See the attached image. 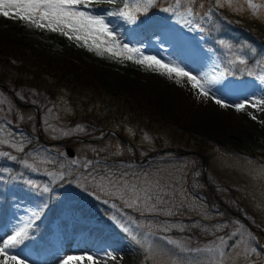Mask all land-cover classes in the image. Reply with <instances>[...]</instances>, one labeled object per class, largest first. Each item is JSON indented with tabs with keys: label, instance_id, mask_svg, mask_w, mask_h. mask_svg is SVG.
Returning a JSON list of instances; mask_svg holds the SVG:
<instances>
[{
	"label": "rangeland",
	"instance_id": "1",
	"mask_svg": "<svg viewBox=\"0 0 264 264\" xmlns=\"http://www.w3.org/2000/svg\"><path fill=\"white\" fill-rule=\"evenodd\" d=\"M159 1L137 14L136 24L106 18L121 47L140 49L143 55L177 64L198 78L232 69L239 62L229 61L237 57L251 60L248 48L221 51L211 46L205 28L220 23L222 16L228 21L245 18L264 23V10L257 17L245 0H232V7H219L217 0H195L192 5L181 0L184 6L177 11L184 13L191 6L194 23L203 29L189 31L176 22L175 15L162 11L174 6L175 0L161 1L164 7H157ZM135 2L129 0L130 7ZM121 7L119 0L114 5H93L96 14ZM238 7L243 11H236ZM260 76H264V56L253 63L249 77L228 76L210 97H203L186 77L178 83L175 75L169 78L155 68L107 53L101 58L59 33L0 17V77L23 102L40 106L48 140L96 137L111 128L133 143L140 158L168 147L201 156L166 153L139 164L131 148L110 134L98 143L74 139L76 153L71 158L64 146L36 141L35 110H24L0 87V187L8 194L5 207L9 208L5 222L0 221V242L28 225L29 238L13 253L25 264H62L67 256L88 255L98 264H219L220 248L224 264H264V111L247 107L237 112L230 106L242 121L219 126L193 116L197 108L192 109L185 101L188 97L182 100L178 92L186 88L194 100L218 106L215 98H219L235 105L264 97ZM101 123L105 128L95 132ZM203 157L215 192L259 233L213 200L203 175ZM13 163L19 164L22 177L6 175ZM110 175L137 184L145 178L153 185L158 182L163 200L158 211L141 215L106 195L97 185ZM203 191L209 195L202 196ZM52 212L57 217L51 233H31ZM120 225L128 227L140 243Z\"/></svg>",
	"mask_w": 264,
	"mask_h": 264
},
{
	"label": "snow or ice",
	"instance_id": "2",
	"mask_svg": "<svg viewBox=\"0 0 264 264\" xmlns=\"http://www.w3.org/2000/svg\"><path fill=\"white\" fill-rule=\"evenodd\" d=\"M117 2L118 0H0V17L19 20L37 30L59 33L69 41L76 42L77 46L85 47L88 51H94L101 58H103L104 53H107L112 58L130 60L141 66H147L149 69L155 68L161 75H167L169 78L175 75L178 83L182 78L186 77L192 88H198L200 96L203 97H210L212 89L217 85H222L227 77L232 75L231 69H224L217 75L208 76L206 74L204 77L198 78L177 64L163 63L155 56H145L140 49L131 48L126 44L121 47L120 43L116 41L115 35L109 29L106 18L117 17L128 24H136L138 20L137 14L146 12L149 7L154 5L155 0H143V3L140 0H136L131 7L129 0H119L122 4L121 8L102 10L104 14H96L93 8V5L103 3L114 5ZM245 2L254 16L258 17L261 10H264V3H256L254 0H245ZM194 3L195 0H187L188 5ZM225 4L232 7V0H217L219 7H224ZM183 6L181 0H175L174 6L164 8L162 11L175 15L177 17L176 22L189 31L194 29L202 31L203 29L194 23L196 14L191 6L186 7L184 13L177 11ZM235 10L243 11L239 7ZM237 61L240 64L245 63L243 59L237 57L235 60H230L229 64L234 65ZM217 67L219 66L217 65ZM258 79L261 84H264V76H260ZM215 103L224 108L234 107L237 112H243L247 107L254 108L257 111H264V97L249 98L235 105H229L224 103L222 99L215 98ZM251 118L253 120L256 119L254 115H251ZM13 159L15 158L13 157ZM72 163L76 164L78 162L74 160ZM26 166L32 167L27 164ZM85 166L87 167V165ZM97 186L106 195L120 199L124 207L138 211L141 215L145 212L156 213L158 205L163 203L159 194L158 182L153 185L146 178L142 184H137L129 182L123 176L113 179L110 175L101 178ZM44 191L47 192L49 189L44 188ZM166 214L171 215L172 213L168 211ZM33 215L38 216V213H33ZM120 226L136 243H140L128 227ZM27 229L28 225L21 227L14 234L0 242V264H25V261L19 255L13 253L29 238ZM168 243L177 247L180 246L176 241L169 240ZM221 243L223 244V239ZM217 250L221 257L219 264H224V252L222 248ZM207 251L211 252L213 250L208 249ZM109 257L115 259L110 254ZM85 260L88 261V264H98V261H94L91 255L87 257L67 256L62 261V264H83Z\"/></svg>",
	"mask_w": 264,
	"mask_h": 264
},
{
	"label": "trees",
	"instance_id": "3",
	"mask_svg": "<svg viewBox=\"0 0 264 264\" xmlns=\"http://www.w3.org/2000/svg\"><path fill=\"white\" fill-rule=\"evenodd\" d=\"M220 20V23L215 22V24H211L208 28L209 35L217 42L213 43V46H217L218 44L221 48L225 47L226 49L243 47L245 50L248 48L246 55L253 57V59L247 60L244 64L237 63L231 69L232 75L235 77H247L250 75L252 62L260 60L264 56V23L261 21L248 22L245 18H241L242 21L237 18H230L228 21L223 16L220 17ZM0 81H3L2 77H0ZM104 128L103 125L100 130L97 129L95 132L101 131ZM15 172L16 170H13V173Z\"/></svg>",
	"mask_w": 264,
	"mask_h": 264
},
{
	"label": "bare ground",
	"instance_id": "4",
	"mask_svg": "<svg viewBox=\"0 0 264 264\" xmlns=\"http://www.w3.org/2000/svg\"><path fill=\"white\" fill-rule=\"evenodd\" d=\"M115 21V20H114ZM122 22V20H121ZM117 23V22H116ZM113 28V27H112ZM124 29V28H123ZM132 29V28H131ZM132 31V30H131ZM117 33V31H116ZM129 34V33H128ZM132 35V34H131ZM127 37V36H126ZM123 38V37H122ZM189 48V47H188ZM188 51V50H187ZM190 52V51H189ZM193 53V52H192ZM187 54V53H186ZM185 54V55H186ZM191 54V53H190ZM195 56V55H194ZM207 65V64H206ZM201 66V65H200ZM209 68V67H208ZM199 69V68H198ZM202 72V70H201ZM205 72V71H204ZM196 73V72H195ZM198 73V72H197ZM200 73V71H199ZM198 73V74H199ZM200 75V74H199ZM188 84V83H187ZM183 87V86H182ZM180 87V88H182ZM177 90V89H176ZM179 90V89H178ZM180 94V97L182 100L186 99L188 97L189 100H185L186 102L189 101V105L192 106L191 108L193 109L194 106L197 108V110H195L196 112L193 114V116H195L198 119H201L202 121L204 120L205 122H211L213 124L219 125V126H225L230 122H241L242 120H240L239 115L234 113L232 111V109L230 108H224L221 107L220 105L215 106L213 103L214 102H209V103H205L201 98L197 99L199 100V102L197 100H194V96H193V92L190 91V89H184V90H179L178 91ZM197 92V91H196ZM242 117V116H240ZM244 120V119H243ZM199 122V121H198ZM148 220V219H147ZM161 220V219H160ZM149 221V220H148ZM99 228V227H97ZM97 232V231H96ZM100 236V233H99ZM92 237H97V235L95 233L92 234ZM91 240V239H90ZM98 240V239H97ZM94 243V242H93ZM99 243V242H98ZM96 244V243H95Z\"/></svg>",
	"mask_w": 264,
	"mask_h": 264
},
{
	"label": "water",
	"instance_id": "5",
	"mask_svg": "<svg viewBox=\"0 0 264 264\" xmlns=\"http://www.w3.org/2000/svg\"><path fill=\"white\" fill-rule=\"evenodd\" d=\"M0 86H2L3 88H5V89L11 94V96H13V98L15 99V101H16L19 105H21V106H25V107H33V108H35V109L37 110V116H38V122H37V123H38V130H39L40 133H41V127H40V114H39V109H38V107H37L36 105H28V104H24V103H22L21 101H19V100L16 98V96L14 95V93L11 91V89H10L8 86L4 85V84L1 83V82H0ZM108 133H113V134L117 135V136H118L119 138H121L125 143H127V144H129L131 147H133V145L130 144V143L128 142V140H127L124 136H122L121 134L117 133L116 130L109 128V129H107V130L105 131V134H108ZM99 139H101V137H100V138H86V139H84V140L94 141V140H99ZM59 143H63V142H59ZM177 151H178V149H175V148H167V149H164V150H158V151L153 152V153L150 154L148 157H146V158H144V159H142V160H139V159H138L137 152H136L135 149H134V154H135V159H136L138 162H145V161H147L148 159H150V158H152V157H154V156L160 155V154H162V153H166V152H177ZM67 152H68V154H69L71 157H73V156L75 155V151H74V149L71 148V147H68V148H67ZM186 153H189V152H186ZM192 153H194V152H192ZM196 154H197V153H196ZM203 158H204V157H203ZM203 160H204V169L206 170L207 162H206V159H205V158H204ZM220 204L223 205V206H225L221 201H220ZM240 217H241V216H240ZM241 218H242L245 222H247L245 218H243V217H241Z\"/></svg>",
	"mask_w": 264,
	"mask_h": 264
}]
</instances>
